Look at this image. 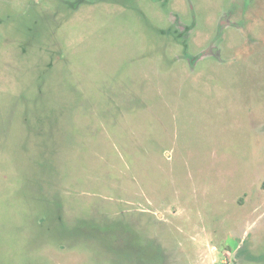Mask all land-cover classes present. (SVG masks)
Segmentation results:
<instances>
[{"label": "rangeland", "instance_id": "rangeland-1", "mask_svg": "<svg viewBox=\"0 0 264 264\" xmlns=\"http://www.w3.org/2000/svg\"><path fill=\"white\" fill-rule=\"evenodd\" d=\"M0 264H264V0H0Z\"/></svg>", "mask_w": 264, "mask_h": 264}]
</instances>
